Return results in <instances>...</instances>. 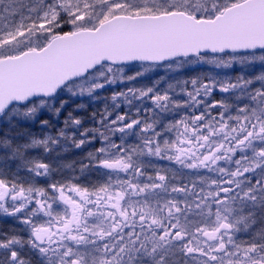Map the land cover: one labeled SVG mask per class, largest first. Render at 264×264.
Returning <instances> with one entry per match:
<instances>
[{
	"label": "snow or ice",
	"instance_id": "6c2138e0",
	"mask_svg": "<svg viewBox=\"0 0 264 264\" xmlns=\"http://www.w3.org/2000/svg\"><path fill=\"white\" fill-rule=\"evenodd\" d=\"M0 264H264V0H0Z\"/></svg>",
	"mask_w": 264,
	"mask_h": 264
}]
</instances>
